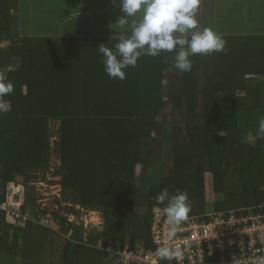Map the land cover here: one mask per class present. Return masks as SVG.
Here are the masks:
<instances>
[{
    "label": "trees",
    "instance_id": "1",
    "mask_svg": "<svg viewBox=\"0 0 264 264\" xmlns=\"http://www.w3.org/2000/svg\"><path fill=\"white\" fill-rule=\"evenodd\" d=\"M42 1L55 15L40 34L29 15L35 0H0V78L14 85L0 98L7 105L0 111V201L14 183L24 187L21 213L30 217L22 225L0 214V259L120 264L106 248L151 247L153 211L167 203L156 197L165 188L188 193V219L261 212L264 0H214L226 52L191 57L190 72L174 68L173 53L144 55L124 80L105 73L98 51L100 44L115 50L128 32L118 23L119 0ZM245 23L249 32L230 31ZM167 109L178 113L177 133L163 117ZM157 154L172 161L168 170ZM43 182L70 192L74 205L55 199L56 209L42 208L36 185ZM81 211L99 214L101 230L69 221Z\"/></svg>",
    "mask_w": 264,
    "mask_h": 264
},
{
    "label": "clouds",
    "instance_id": "2",
    "mask_svg": "<svg viewBox=\"0 0 264 264\" xmlns=\"http://www.w3.org/2000/svg\"><path fill=\"white\" fill-rule=\"evenodd\" d=\"M198 5L199 0H119V8L124 15L118 23L128 32L119 37L115 50L104 44L98 46L105 73L110 78L124 80L125 69L136 67L141 56L157 57L162 52L174 54L176 70L190 72L193 67L191 57L226 52L225 40L213 29L203 27L196 30ZM13 91V83L0 78V98L11 95ZM6 110L7 105L0 102V111ZM257 136L264 139V117L259 120ZM166 201L162 212L170 225L167 237L171 239L176 227L188 219L191 205L188 193L180 190L175 194L169 193L167 188L161 190L156 203L163 205ZM156 255L161 260L183 259L179 249L168 246L158 247Z\"/></svg>",
    "mask_w": 264,
    "mask_h": 264
},
{
    "label": "built area",
    "instance_id": "3",
    "mask_svg": "<svg viewBox=\"0 0 264 264\" xmlns=\"http://www.w3.org/2000/svg\"><path fill=\"white\" fill-rule=\"evenodd\" d=\"M22 204L0 201V214L19 221L30 218L21 213ZM260 213L234 210L226 214H209L206 220L190 218L175 229L169 239L170 225L161 209L153 211L149 249L133 250L107 247L120 264H264V206ZM42 224L48 221L42 220ZM179 249L182 260H161L158 247Z\"/></svg>",
    "mask_w": 264,
    "mask_h": 264
},
{
    "label": "rangeland",
    "instance_id": "4",
    "mask_svg": "<svg viewBox=\"0 0 264 264\" xmlns=\"http://www.w3.org/2000/svg\"><path fill=\"white\" fill-rule=\"evenodd\" d=\"M207 1V0H205ZM204 0H199V5L198 8H200V14L198 12V8H197V12H196V19L198 22V27H197V31L202 29L203 27H209L211 29H213L216 33H228L227 30H222V29H217L216 26L217 25H221V22H217L215 20L212 19V15H214L213 10H209V8H214V0H210L211 4L209 5L207 2H205ZM50 4L43 2L42 0H35V4H34V8H31V11L29 13V15L32 17V20H34V28L32 29V31L36 32V33H40L43 34L46 31V24L45 22L48 19H51L53 15H55L53 8L52 10L49 8ZM112 14H116V11H113ZM208 15V17L203 18V16ZM256 15V14H255ZM257 16V15H256ZM47 17V18H46ZM27 18L29 19V16L27 15ZM241 23V22H239ZM238 22L235 23H231L230 21H228L229 25H236L239 24ZM45 24V25H44ZM249 26L253 27L252 24H249ZM251 29V28H250ZM232 33H234L235 35H239L243 33H247L249 32V28H248V24L245 23L244 26H240V28L238 29L237 32H233L236 30H230ZM163 117L166 118V123L171 124L172 126H176V129H174V131L177 133L179 131V128H181L180 124L181 121L178 119V113L175 110H165V112H163ZM174 120V121H173ZM177 120V121H176ZM179 121V122H178ZM178 124V125H177ZM173 132V133H175ZM175 133V134H176ZM170 143V141H168ZM156 149H161V145L157 144L156 145ZM163 149V147H162ZM165 151L168 152V149L165 147L164 148ZM158 158H162L161 162L162 164L165 163L166 164V169L168 170V168L171 166L172 161H168L165 157H163L160 154H157ZM58 164V160L54 159L52 162L53 166H56ZM162 171H165L164 168H161ZM206 177V182H208V174L205 175ZM46 179L50 182H58V178H51L50 175H48L46 177ZM20 186V185H18ZM36 191H37V204H40L42 208L45 207H52L56 209V205L54 204V200L55 199H59L61 201L64 202V205L67 204L69 206L74 205L73 202V195L70 192H64L62 191L61 187L56 184V185H50L48 184V182H43V183H38L36 185ZM72 200V201H71ZM10 203H12L10 201ZM213 205V199L211 197V194H209V203H208V207L209 209L211 208V206ZM78 208V207H76ZM210 213L212 211H209ZM28 218H30L28 216ZM68 219L70 222L76 224V225H83L85 228H87L88 230H95L97 231V229H101L102 227V219L101 216L95 212H89V211H81V216L80 217H72V216H68ZM51 222V221H50ZM50 224V223H49ZM53 226V225H52ZM54 229H57V227H54ZM20 242V240H19ZM0 264H10L8 260L5 259H0Z\"/></svg>",
    "mask_w": 264,
    "mask_h": 264
},
{
    "label": "water",
    "instance_id": "5",
    "mask_svg": "<svg viewBox=\"0 0 264 264\" xmlns=\"http://www.w3.org/2000/svg\"><path fill=\"white\" fill-rule=\"evenodd\" d=\"M14 192H15V194H13ZM24 193H25L24 187L18 186V184L14 183L6 191V200L8 202L11 201L14 204H16V203L22 204L24 201Z\"/></svg>",
    "mask_w": 264,
    "mask_h": 264
},
{
    "label": "crops",
    "instance_id": "6",
    "mask_svg": "<svg viewBox=\"0 0 264 264\" xmlns=\"http://www.w3.org/2000/svg\"><path fill=\"white\" fill-rule=\"evenodd\" d=\"M258 7V6H257ZM254 8L256 9V6H254ZM262 8H263V5H262ZM218 10V8H217V6L213 9V11H217ZM200 11V8H198V12ZM252 11V10H251ZM100 229L98 228V231H99Z\"/></svg>",
    "mask_w": 264,
    "mask_h": 264
}]
</instances>
